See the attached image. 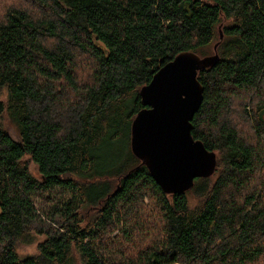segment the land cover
<instances>
[{
	"label": "trees",
	"instance_id": "trees-1",
	"mask_svg": "<svg viewBox=\"0 0 264 264\" xmlns=\"http://www.w3.org/2000/svg\"><path fill=\"white\" fill-rule=\"evenodd\" d=\"M214 48L190 126L216 177L165 193L131 149L140 91L180 53ZM3 94L0 264H264V0H0Z\"/></svg>",
	"mask_w": 264,
	"mask_h": 264
},
{
	"label": "water",
	"instance_id": "water-1",
	"mask_svg": "<svg viewBox=\"0 0 264 264\" xmlns=\"http://www.w3.org/2000/svg\"><path fill=\"white\" fill-rule=\"evenodd\" d=\"M215 50L205 58L180 53L140 91L148 109L133 122L131 149L145 160L165 193L190 190L195 178H208L215 171V154L193 140L190 126L202 100L197 73L218 61Z\"/></svg>",
	"mask_w": 264,
	"mask_h": 264
},
{
	"label": "rangeland",
	"instance_id": "rangeland-1",
	"mask_svg": "<svg viewBox=\"0 0 264 264\" xmlns=\"http://www.w3.org/2000/svg\"><path fill=\"white\" fill-rule=\"evenodd\" d=\"M216 44V43H215ZM214 44V46H215ZM211 54V53H210ZM213 55V54H211ZM210 55V56H211ZM1 101H5V94H3L1 97H0ZM264 114V113H263ZM263 116V115H262ZM235 120V122L237 123V128H238V132L239 134H241L243 137H247V135H249V133L247 132V128L239 121H237L236 117H234L233 121ZM2 123H3V126L4 128L6 129L7 133L9 134V136L14 140V141H18V134H17V130L16 128L9 122V120H7L6 118L2 120ZM28 170L29 172L31 173V175L35 178H38L39 174L37 172V168L36 166L32 163V162H29L28 163ZM216 170V168H215ZM214 174V175H213ZM210 177L208 178H211V177H216V173L214 171ZM52 194H58L59 196L60 195V192L59 191H53ZM65 197H68V195H65ZM194 202H195V198L190 195V206L193 207L194 205ZM147 203V202H146ZM34 206L39 209V210H42L43 209V204H40L38 203L37 201L34 202ZM146 206L150 207L151 209H153V206L149 204V202L146 204ZM149 218L146 220V223L148 224V228L150 229L151 228V231H149L147 237L149 239V243L152 244L154 243L155 241H159L158 239V236H157V233L155 232L157 230L160 231V228H159V225L155 219V217L151 214H148ZM42 221H43V224H41L42 228H44V230H46L47 228L49 229V226L53 223H51L50 221H48L46 219V217H43L42 218ZM40 226V224L38 225ZM59 226V225H57ZM131 229V225H128ZM33 227H37V225H34ZM47 227V228H46ZM138 228L139 229H134L132 232H128V237H127V240L129 241L128 243H125V242H122V247L123 248H132L133 245H132V236L135 238V246H138L139 245V242L142 240V238L145 236V231L142 230V226L138 225ZM156 228V229H155ZM155 229V230H154ZM37 236V235H36ZM115 236H118L120 237V235L118 234V230L117 231H114L113 234L111 235V238L112 237H115ZM37 239H42V237H38ZM35 243L34 244H31L29 246H22L20 249H18V253L21 254V256H24V255H28V254H33L36 252L35 250ZM117 246H110V247H107L106 251H101L103 255H105L107 258H111V253L114 252L115 250H117Z\"/></svg>",
	"mask_w": 264,
	"mask_h": 264
}]
</instances>
